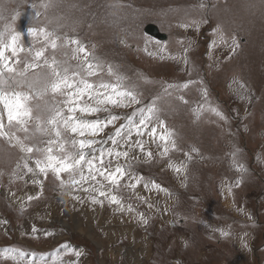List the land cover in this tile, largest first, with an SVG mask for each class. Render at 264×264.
Returning <instances> with one entry per match:
<instances>
[{
  "label": "rangeland",
  "instance_id": "rangeland-1",
  "mask_svg": "<svg viewBox=\"0 0 264 264\" xmlns=\"http://www.w3.org/2000/svg\"><path fill=\"white\" fill-rule=\"evenodd\" d=\"M60 10L65 16L69 13L71 19L64 21L69 17L63 18ZM146 25L156 26L166 40L148 37L143 32ZM41 27L54 34L52 39L60 37L55 50L42 38L29 35V28ZM13 30L22 34L20 43L25 49L19 53L21 63L14 65L17 71L24 70L26 58L28 63L35 62V52L41 48L45 49L44 57L37 63L43 65L45 58L51 63L54 56L62 68H69V75L81 71L78 65L82 59L72 58L76 45L67 39L72 37L85 45L103 67L97 76L82 72L90 82L115 83L119 74L126 85L137 90L138 105L108 106V111L85 117L120 118L98 136L84 137L97 140V149L115 148L109 139L115 129L127 125L129 116L138 122V109L155 102L156 116L173 133L178 148V156H174L177 151H170V156L178 157L171 161H186V151L192 159L185 175H179L167 167L168 157L157 155L159 142H151L148 130L143 136L133 132L132 141H144L145 150L152 151L153 158L134 148L129 151L136 159L106 156L105 164L109 160L113 165L130 164L131 172L146 181L157 180L154 170L159 168L163 179L181 187L184 200L168 192L145 190L142 182L135 190L120 189L125 210L118 211L116 205L92 191L99 187L96 182L61 186L51 171L45 178L35 169L34 161L43 159V152H22L15 140L0 138L5 151L0 158V221L8 222L0 224V251L12 248L37 254L26 255L20 264H36L42 253L47 255L41 264H53L54 253L76 264H264V0H0V39H9ZM5 55L11 57V53ZM109 65L113 75L108 74ZM4 75L32 86L12 85L15 91L31 97L28 133L17 131L16 126L9 128L5 117L6 131L15 133L25 145L24 136L28 135L31 145L47 148V141L56 139L47 121L64 109L66 99L51 91V70L43 65L28 69L22 77L7 72ZM185 83L189 85L186 89L165 91L168 84ZM37 125L48 131L38 132ZM153 126L160 131L158 120L152 121L149 130ZM121 131L127 132V128ZM61 132L64 139L72 138L63 128ZM52 147L55 155H62L56 151L57 146ZM65 147L70 149L68 144ZM193 147L198 152H191ZM233 152L244 171L233 166ZM217 160L220 164L213 165ZM25 163L35 175L28 172ZM62 178L68 180V175L62 174ZM36 179L41 183H33ZM237 180L241 181L239 186ZM255 180L257 183H253ZM29 195L37 198L29 201ZM92 196L103 200V205L92 204ZM138 196L145 197L154 208L149 209ZM184 201L190 210L186 211ZM174 202L179 203L181 211L175 209L172 215ZM127 205L134 211L128 212ZM208 205L213 212L206 208ZM138 213L148 219L152 237ZM217 229L229 235L221 236ZM65 244L81 251V256L76 257L75 251L67 253L61 247ZM159 249L165 255L160 259L155 252ZM0 264L13 262L0 260Z\"/></svg>",
  "mask_w": 264,
  "mask_h": 264
},
{
  "label": "snow or ice",
  "instance_id": "snow-or-ice-1",
  "mask_svg": "<svg viewBox=\"0 0 264 264\" xmlns=\"http://www.w3.org/2000/svg\"><path fill=\"white\" fill-rule=\"evenodd\" d=\"M47 7V5H43ZM38 15V13H37ZM9 33L10 38L7 40L0 39V138H8L9 140H15L16 144L20 146L22 152L32 153L43 152L44 158L37 159L34 161L35 169L38 170L40 174H43L45 178L49 171H51L56 179L60 182L61 186L70 184L72 186L82 185L87 183L89 180L96 182L99 185L98 188H92V191L97 192L100 197L106 199L109 204L116 205L118 211H124L125 205L122 203L123 197L119 195V191L122 187L131 188L133 190L137 189L143 182V187L145 190H156L158 192L167 193L168 190L163 188L160 184L155 181H146L143 177L136 175L131 172V165H120L119 163L113 165L112 160H109L107 164L104 162V158L111 157L112 159L118 160L119 158H124L126 161L131 159H136L137 157L132 154L130 155L129 149L139 148L140 152L143 153L148 159L153 158V152L145 150L144 141L137 139L132 141V133L135 132L137 136L145 135V130L147 135L151 138L152 143H157L159 151L157 155L161 158L169 157L170 151H177V145L173 138V133L168 130L165 126L163 120H159L156 116L158 111L155 107V102L147 105L145 108L138 109L140 113V118L138 122L133 121L132 117L129 116L128 124H121L115 129V135L109 137L111 143L116 146L115 148H100L97 149L95 145L98 143L95 139H89L84 137H96L104 128L109 125H113V122L120 119L116 115H111L108 119H92L89 120L85 117L90 116L94 113H99L101 111H108V106L112 107H126L130 105H138L140 100L137 98V90L134 87H129L124 83V77L116 74V82H106L101 80L98 84L90 82L82 72L86 70L87 76H97L103 72V67L99 65L96 58L92 56L86 49V46L79 42L78 39L68 37V41L76 45L73 49V59H82V64L78 65L81 71H72L69 75V68L67 66L61 67V65L56 61L53 56L51 63L45 58L43 60V65H46L52 73L53 79L50 82V88L53 93H59L66 97L64 101V109L57 110L52 118H50L47 123L53 126V131L56 139H49L47 144L49 145L45 149H41L36 145L26 146L23 141L15 136V133H9L6 131V125L4 123V118L6 117L7 126L10 128L12 126L17 127V131H23L28 133L29 121L32 119L31 108L28 106V101L31 98L27 93L15 91L12 87L13 84L16 87H28L31 89V84H22L19 80H14L12 76L6 77L5 72L14 74L15 76H24L28 69L41 67L40 63H37L44 57V48L37 50L35 52L33 63H25L23 71H17L15 64L21 63L19 59V53L23 52L24 46L20 43L22 39V34L18 31ZM29 35H36L42 38L45 45H50L53 50L56 49V41L60 37L52 39L54 35L51 32L46 31L43 27L40 29H28ZM2 36V33H0ZM223 39V37H221ZM211 47V45H210ZM31 51V49H29ZM147 51V49H145ZM185 53L187 49L184 50ZM11 53V57L16 59L13 61L11 57L6 56L5 53ZM67 56V53H65ZM175 59L174 56L170 57ZM94 61H96L94 63ZM185 65L188 64L187 57H184ZM108 74L113 75L111 65L108 66ZM191 83H196L191 81ZM188 83L183 85H173L168 84L167 89L174 87L188 88ZM170 94V93H169ZM35 95H40L36 93ZM183 99V97H181ZM187 103V101H185ZM213 113L220 117V119H225V117L217 111V109H210ZM65 112L67 114H65ZM153 120H158V125L160 131L158 132L157 127L153 126L149 130V125ZM61 128L65 132L71 134V139L67 140L63 138V133ZM127 128V132H122V129ZM38 132H47V129L41 128L37 125ZM79 136L81 139H76ZM117 137L119 139H117ZM31 137L28 135L24 136V140H28ZM70 145V149L66 148L65 145ZM53 145L57 146L56 151L62 153V155H55ZM117 148H124L125 150L119 151ZM191 152H198V149L193 147ZM93 153H96L93 155ZM187 158L186 161L180 162V164H174L171 159L168 161L167 167L172 169L175 173L179 175H185V171L188 167L187 161L192 159L189 152L184 153ZM233 156V166L237 171H244V165L238 163L235 160L236 153H232ZM19 167V165H17ZM28 172L35 175L34 169L29 167L27 163L24 164ZM62 174L68 175V180L62 178ZM127 178L125 184H121ZM240 180L236 181V186H239ZM33 183L40 184L39 179L33 180ZM87 191V189H85ZM228 194L231 195V187L228 188ZM37 198L29 195L27 199L31 201ZM142 202L147 204L149 209L154 208V204L148 202L145 197L138 196ZM91 203H100L103 205V200H97L96 196L91 197ZM23 209V204L21 205ZM127 211H134L131 205H127ZM139 219L143 224L148 223V219L145 218L143 213H138ZM251 218V217H249ZM8 222L0 221V224H7ZM33 232H36V228H32ZM221 236H228L229 232L223 229H217ZM45 235H50L46 233ZM67 253H72L75 251V256L80 257L81 251L72 249L69 245H62ZM26 255L35 257L37 254L35 252H26L22 249H12L5 248L0 251V260H11L13 264H20ZM47 254H40V260L36 261V264H41V261ZM54 255L53 264H76L74 260L63 261L59 255ZM31 264V261H29Z\"/></svg>",
  "mask_w": 264,
  "mask_h": 264
},
{
  "label": "water",
  "instance_id": "water-1",
  "mask_svg": "<svg viewBox=\"0 0 264 264\" xmlns=\"http://www.w3.org/2000/svg\"><path fill=\"white\" fill-rule=\"evenodd\" d=\"M143 32L144 34L156 41L161 42L166 40V36L164 34H161L158 28L154 25H146L143 29Z\"/></svg>",
  "mask_w": 264,
  "mask_h": 264
},
{
  "label": "trees",
  "instance_id": "trees-1",
  "mask_svg": "<svg viewBox=\"0 0 264 264\" xmlns=\"http://www.w3.org/2000/svg\"><path fill=\"white\" fill-rule=\"evenodd\" d=\"M220 163V160H217L216 161V163H214L213 165H218ZM184 204L187 206V203L184 201ZM189 208H191V207H189ZM208 210H210V211H212L213 212V208L211 207V206H207L206 207ZM212 215H213V213L212 214H210V216L212 217ZM159 258H162V257H164L165 255H163V253H161L160 255H157Z\"/></svg>",
  "mask_w": 264,
  "mask_h": 264
},
{
  "label": "bare ground",
  "instance_id": "bare-ground-1",
  "mask_svg": "<svg viewBox=\"0 0 264 264\" xmlns=\"http://www.w3.org/2000/svg\"><path fill=\"white\" fill-rule=\"evenodd\" d=\"M140 193V192H139ZM74 221V220H73ZM107 222V221H106ZM111 224V223H110ZM107 225H108V223H107ZM114 226V225H113ZM116 226V225H115ZM75 227H76V225H75ZM111 227H112V225H111ZM77 228H78V226H77ZM20 234V233H19Z\"/></svg>",
  "mask_w": 264,
  "mask_h": 264
}]
</instances>
